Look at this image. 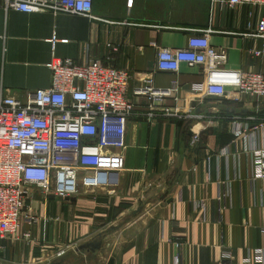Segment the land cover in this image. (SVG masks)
<instances>
[{
  "label": "crops",
  "instance_id": "crops-1",
  "mask_svg": "<svg viewBox=\"0 0 264 264\" xmlns=\"http://www.w3.org/2000/svg\"><path fill=\"white\" fill-rule=\"evenodd\" d=\"M263 14L260 7H221L214 0H94L86 17L5 10L0 1V87L8 96L24 100L50 87L46 64L56 56L126 70L134 103L126 148L113 150L125 162L118 186L91 189L82 172L77 195L50 196L46 205L37 195L33 207L48 219L22 226L32 233L30 243L0 240V262L50 264L64 251L65 264H174L178 253L181 264H217L230 251L226 264H241L249 252L264 249V179L255 176L250 152L233 134L235 120L264 122V97H192V85L205 79L203 67L157 68L160 50L183 49L190 37L210 31V44L228 56L225 68L264 74V58L251 53L262 47L251 35ZM148 77L158 90H179L153 110L147 96L136 94ZM165 108L180 117L167 116ZM228 146L230 153L220 156ZM100 239L96 256L74 252Z\"/></svg>",
  "mask_w": 264,
  "mask_h": 264
},
{
  "label": "built area",
  "instance_id": "built-area-1",
  "mask_svg": "<svg viewBox=\"0 0 264 264\" xmlns=\"http://www.w3.org/2000/svg\"><path fill=\"white\" fill-rule=\"evenodd\" d=\"M0 1L5 10L86 17L91 16L94 5V0ZM214 1L221 7L248 5L264 9V0ZM209 33L190 37L183 49L160 50L158 71L179 73L183 64L203 67L205 79L192 85V97L202 94L203 98L230 97L236 101L241 97L263 98L264 74L225 68L228 56L210 44ZM251 36L262 40V47L253 49L252 55L264 58V14ZM49 42H58L56 34ZM108 47L113 48L110 44ZM46 67L52 74L51 86L37 88L24 100L8 96L0 87V240L3 241L32 242V233L21 231L22 226H36L48 219L47 212L40 216L33 207L32 200L37 195L44 205L50 196L68 199L77 195L82 172V184L86 187L115 188L120 173L125 170L123 155L113 150L126 148L127 123L134 111V103L128 97L130 74L98 60L77 64L56 56ZM178 90L177 86L158 90L154 78L148 77L136 94L147 96L154 110L165 99L174 97ZM165 114L180 117L178 110L165 108ZM147 116L151 119L154 113ZM259 133L262 143L256 138ZM233 134L242 140L244 151L250 152L255 176L264 179V122L252 124L235 120ZM249 139L253 144L251 149ZM228 153L229 146L222 148L219 154ZM208 160L210 166L212 160ZM198 208L205 213L203 202ZM261 231L264 233V227ZM176 246L180 250L181 242L176 241ZM64 254L60 251L56 258ZM231 257L230 251H223L217 264H226ZM174 264H181L179 253ZM241 264H264V249L249 252Z\"/></svg>",
  "mask_w": 264,
  "mask_h": 264
},
{
  "label": "water",
  "instance_id": "water-1",
  "mask_svg": "<svg viewBox=\"0 0 264 264\" xmlns=\"http://www.w3.org/2000/svg\"><path fill=\"white\" fill-rule=\"evenodd\" d=\"M75 200V199H73ZM103 246V240H94L88 243H85L81 246H79L77 249H75L74 252H81V251H87L90 252L93 256H96L97 253L101 250ZM68 260V256L64 255L59 258H57L53 263L50 264H65ZM0 264H3L0 262Z\"/></svg>",
  "mask_w": 264,
  "mask_h": 264
},
{
  "label": "rangeland",
  "instance_id": "rangeland-1",
  "mask_svg": "<svg viewBox=\"0 0 264 264\" xmlns=\"http://www.w3.org/2000/svg\"><path fill=\"white\" fill-rule=\"evenodd\" d=\"M58 199H61V198H58ZM64 255H66V253H65ZM64 255H63V256H64ZM47 264H48V263H47ZM67 264H72V263L69 262V263H67Z\"/></svg>",
  "mask_w": 264,
  "mask_h": 264
}]
</instances>
